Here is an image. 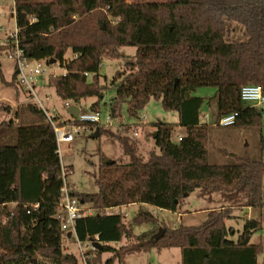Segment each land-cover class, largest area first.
I'll return each mask as SVG.
<instances>
[{"label": "trees", "instance_id": "obj_1", "mask_svg": "<svg viewBox=\"0 0 264 264\" xmlns=\"http://www.w3.org/2000/svg\"><path fill=\"white\" fill-rule=\"evenodd\" d=\"M12 11L23 56L47 63L55 59L64 68L63 74L47 77L62 100L79 104L96 97L90 109L98 111L108 87L114 91L112 116L123 103L128 116L136 118L155 98L163 109L176 112L178 121L152 123L158 152L144 158L123 143L126 161L103 160L95 193L74 192L65 183L55 135L42 110L29 104L26 108L39 119L0 121V264H78L62 249L57 213L64 184L69 195L94 211L73 225L80 245L101 244L100 250L83 253L85 264H99L105 251L111 253L105 263L112 264L133 252L171 247L180 249L181 264H259L264 245L249 240L261 222L246 218L233 240L225 220L235 210L264 207V160L211 163L205 141L208 127L231 113V126L260 127L259 107L242 102L239 93L244 85L264 89V0H14ZM121 46L136 48L133 60L108 84H100L102 59L120 58ZM67 51L70 57L64 59ZM16 74L14 67L13 80ZM199 87H213L215 95H194ZM203 106L212 109L210 123L199 120ZM86 126L101 131L98 123ZM175 126L184 135L173 141ZM196 189L226 203L208 210L199 225L161 226L158 238L159 227L134 236L121 214L105 212L130 203L175 211ZM145 219L155 221L151 213L139 212L133 222ZM123 239L127 242L115 247Z\"/></svg>", "mask_w": 264, "mask_h": 264}, {"label": "rangeland", "instance_id": "obj_2", "mask_svg": "<svg viewBox=\"0 0 264 264\" xmlns=\"http://www.w3.org/2000/svg\"><path fill=\"white\" fill-rule=\"evenodd\" d=\"M13 4L14 0H0V42H5L8 35L14 31L15 20L11 14ZM234 34H238V32H234ZM135 50L134 46H121L119 48V52L122 54L120 58H103L98 71L100 84H108L114 73L124 67L126 61H132ZM69 57L70 52L67 51L64 59ZM38 61L46 71L37 75L34 86L35 96L22 89L16 79H12L15 60L8 57L5 48L0 46V121L12 119L14 122L26 123L39 119L38 114L31 113L26 108L27 105L32 104L41 110L38 100L41 101L43 107L54 111L60 117L65 119L70 117L67 108L64 106V100L55 93L52 86L47 84L49 71L60 75L64 73V68L60 66L59 62L47 63L45 59H39ZM36 62L37 60L30 59L29 65L34 66ZM113 94V89L104 88L99 99L100 122L98 126L101 127L100 133L94 128L93 130L88 128L85 132L76 134L71 142H62L58 145L61 164L69 170L65 176V183L74 192L95 193L97 191L95 177L99 172L102 161L124 162L127 160L123 143L144 158L149 151L158 152L154 143V126H152V123L156 121L177 123L178 121L176 112L163 109L161 101L155 98L149 99L136 118L128 116L126 105L123 103L116 108V116H112L109 103ZM193 94L208 99L215 95V88L199 87ZM96 100V97L82 99L78 104L80 112H91L90 105ZM210 103L214 104V99ZM258 107L262 112L259 128L223 127L215 124L208 127L205 146L208 151L209 162L232 163L245 158L264 160V103L258 105ZM16 111H20L19 115H16ZM211 112L210 107L203 106L199 113L200 122L210 123L212 121ZM204 114H207L208 117H204ZM107 115L111 117L109 122H106ZM96 131L97 135L95 134ZM179 134L184 135V129L175 126L171 139L176 141ZM262 198H264V178H262ZM225 203L215 194L211 196L201 195L199 190L196 189L183 199L175 211L160 209L146 203H130L120 207H112L109 211L120 213L123 221L131 225L132 234L137 236L149 232L154 227L174 228L178 225H199L205 220L208 210L218 209L221 204ZM139 212L151 213L155 221L145 219L139 223L133 222V218ZM124 213H126L125 217H123ZM63 214V210L59 208L57 215L60 217ZM246 218H253L261 222V229L251 234L249 242L264 245V207L233 211V217L225 220L227 227L231 226L234 230L230 238L236 239ZM126 242V239H123L114 245L118 247ZM62 249L64 252L74 254L78 264H85L83 253L90 247H86V242H82V245L79 246L75 236L73 234L67 236L65 230L62 234ZM110 255L111 253L108 251L103 252L99 264H106L105 261ZM180 261V249L171 247L161 250L152 248L148 251L133 252L124 257L123 263H119L115 259L112 264H181ZM257 262L259 264L264 263V251L258 255Z\"/></svg>", "mask_w": 264, "mask_h": 264}, {"label": "built area", "instance_id": "obj_3", "mask_svg": "<svg viewBox=\"0 0 264 264\" xmlns=\"http://www.w3.org/2000/svg\"><path fill=\"white\" fill-rule=\"evenodd\" d=\"M0 45L5 48L8 57L13 58L15 60V67L17 69L16 82L18 83V85L26 92H28L30 95L36 96L34 92V86L37 75L41 72H45L46 70L41 67V64L38 60L34 66L29 65L30 59H27L25 56H23V50L18 45L16 27L14 28V31H12L8 35L5 42H0ZM50 74H55V73H51V71H49V75ZM239 94L241 101L244 103L254 106H258L264 103V89H262V87L259 85H244L240 88ZM38 103L44 114L45 121L48 122L53 129L57 145H59L62 142H71L76 134L85 132L88 129V127L86 126L87 122H95V123L100 122L99 111L81 113L78 104H75L79 108L77 115L75 117H72L68 114L70 117L65 119L60 117L54 111H50L47 108L43 107L40 100H38ZM72 104L73 103L70 101H64V106L66 108ZM204 117H208V115L204 114ZM110 119H111L110 115H107L106 122H109ZM234 119H235V114L231 113L219 118V120L215 123V125L223 126V127L231 126L234 122ZM180 138L181 135H177V140H180ZM68 171L69 170L66 167L61 165V174L64 181H65L66 173ZM58 207L61 208L64 213L63 216H61V221H62L61 229L63 231L70 230L73 233H74L73 225L76 219L84 215L87 214L89 215L94 213V211L91 208H89L85 204H82L76 197L69 195L68 189L65 184L61 188V198L59 200ZM109 209H106L105 212L114 213V212H110ZM152 213L154 214L155 212L153 211ZM125 215L126 213H124L123 217H125ZM94 238L97 239V236H94ZM92 242L93 241H87L86 247H90L94 249L95 247L92 245ZM78 244L80 246L79 242Z\"/></svg>", "mask_w": 264, "mask_h": 264}, {"label": "water", "instance_id": "obj_4", "mask_svg": "<svg viewBox=\"0 0 264 264\" xmlns=\"http://www.w3.org/2000/svg\"><path fill=\"white\" fill-rule=\"evenodd\" d=\"M55 62V59H50L49 60V63H54ZM78 111H79V108H78V106L77 105H75V104H72V105H69L68 107H67V113L70 115V116H72V117H75L76 115H77V113H78ZM96 135H97V131H96V133H95ZM109 162H112V161H109ZM185 195H187V194H185ZM161 233H162V228H159V230H158V233L154 236L155 238H158L160 235H161ZM92 245L96 248V249H101V244H100V242L99 241H93L92 242Z\"/></svg>", "mask_w": 264, "mask_h": 264}, {"label": "crops", "instance_id": "obj_5", "mask_svg": "<svg viewBox=\"0 0 264 264\" xmlns=\"http://www.w3.org/2000/svg\"><path fill=\"white\" fill-rule=\"evenodd\" d=\"M233 130H235V129H233ZM180 135V134H179ZM132 204V203H131ZM66 234H67V236H71L72 234L74 235V233L73 232H71L70 230H67L66 231Z\"/></svg>", "mask_w": 264, "mask_h": 264}]
</instances>
